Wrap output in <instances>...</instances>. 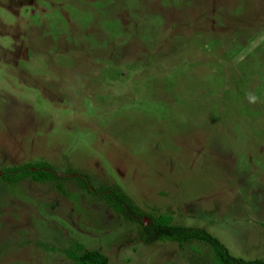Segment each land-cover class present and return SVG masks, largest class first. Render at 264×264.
Instances as JSON below:
<instances>
[{"label": "rangeland", "instance_id": "1", "mask_svg": "<svg viewBox=\"0 0 264 264\" xmlns=\"http://www.w3.org/2000/svg\"><path fill=\"white\" fill-rule=\"evenodd\" d=\"M36 161L50 179H0V264H75L73 242L210 264L204 241L143 242L157 215L264 259V0H0V169Z\"/></svg>", "mask_w": 264, "mask_h": 264}, {"label": "trees", "instance_id": "2", "mask_svg": "<svg viewBox=\"0 0 264 264\" xmlns=\"http://www.w3.org/2000/svg\"><path fill=\"white\" fill-rule=\"evenodd\" d=\"M52 168L45 161L24 162L18 165H10L0 169V179L16 181L29 176L33 180L50 179ZM59 177L63 175L59 174ZM79 185L88 193L103 199L108 207L119 213L122 218L131 221H141L144 212L137 208L133 202L119 189L93 188L85 175H77ZM59 188V184L56 185ZM141 240L152 242L154 240H172L178 243L197 240L204 241L208 245L210 264H264V259H244L229 253L225 245L211 235L204 227L196 225L176 224L169 221L168 216H149L148 222L142 224ZM64 254L75 264H107V257L99 249H86L80 243L73 242L64 249Z\"/></svg>", "mask_w": 264, "mask_h": 264}, {"label": "clouds", "instance_id": "3", "mask_svg": "<svg viewBox=\"0 0 264 264\" xmlns=\"http://www.w3.org/2000/svg\"><path fill=\"white\" fill-rule=\"evenodd\" d=\"M253 100H255V97H252Z\"/></svg>", "mask_w": 264, "mask_h": 264}, {"label": "flooded vegetation", "instance_id": "4", "mask_svg": "<svg viewBox=\"0 0 264 264\" xmlns=\"http://www.w3.org/2000/svg\"><path fill=\"white\" fill-rule=\"evenodd\" d=\"M24 163V162H23Z\"/></svg>", "mask_w": 264, "mask_h": 264}]
</instances>
